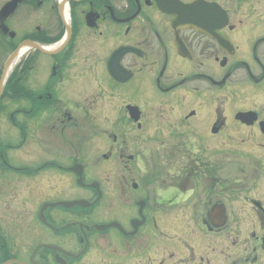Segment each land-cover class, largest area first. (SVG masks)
Listing matches in <instances>:
<instances>
[{"label":"flooded vegetation","instance_id":"af4514ba","mask_svg":"<svg viewBox=\"0 0 264 264\" xmlns=\"http://www.w3.org/2000/svg\"><path fill=\"white\" fill-rule=\"evenodd\" d=\"M0 88V264H264V0H0Z\"/></svg>","mask_w":264,"mask_h":264},{"label":"water","instance_id":"95a60500","mask_svg":"<svg viewBox=\"0 0 264 264\" xmlns=\"http://www.w3.org/2000/svg\"><path fill=\"white\" fill-rule=\"evenodd\" d=\"M11 64V62H10ZM6 69H8V65L6 67ZM0 93H1V88H0ZM85 202H76V203H62V206H65V207H72V206H75V205H81V206H85L84 205ZM8 264H23L21 262H18V261H10Z\"/></svg>","mask_w":264,"mask_h":264}]
</instances>
